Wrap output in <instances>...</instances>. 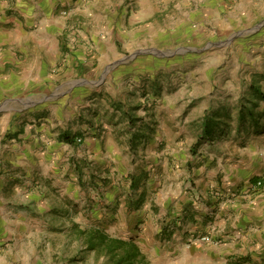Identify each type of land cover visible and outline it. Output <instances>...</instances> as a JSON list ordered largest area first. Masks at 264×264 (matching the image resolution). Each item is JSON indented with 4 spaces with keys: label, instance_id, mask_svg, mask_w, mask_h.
Listing matches in <instances>:
<instances>
[{
    "label": "rangeland",
    "instance_id": "obj_1",
    "mask_svg": "<svg viewBox=\"0 0 264 264\" xmlns=\"http://www.w3.org/2000/svg\"><path fill=\"white\" fill-rule=\"evenodd\" d=\"M218 8L63 0L55 63L0 84V264H117L102 233L136 264H264V16Z\"/></svg>",
    "mask_w": 264,
    "mask_h": 264
},
{
    "label": "crops",
    "instance_id": "obj_2",
    "mask_svg": "<svg viewBox=\"0 0 264 264\" xmlns=\"http://www.w3.org/2000/svg\"><path fill=\"white\" fill-rule=\"evenodd\" d=\"M192 1L197 7L199 1L203 0ZM62 2L63 0H0V77L1 75L6 77L10 73L9 79L6 77L2 81L0 78L1 85L7 86L13 77L20 81L25 72L29 75V80L33 77L38 80L42 72L41 66L48 67L55 63L56 53L64 44L60 35L63 34L65 23L56 15ZM66 2L70 3L71 0ZM212 2L219 7L213 13L216 17L215 23L222 22L229 27L233 22L239 23L245 18L258 19L264 16V0H212ZM241 44L264 45V30L256 29L255 32L247 33ZM29 55L31 60L24 65L21 58L24 56L25 59ZM73 57L76 59V65H79L81 59ZM20 64H23L22 69L15 72L14 67ZM3 71H6V74L2 73ZM51 145L54 143L49 144L47 150L43 152V157L54 153L55 149L52 151ZM65 147L69 148V145L66 144ZM58 154L56 152L54 156L57 157ZM40 155L36 150L30 160L32 169L43 171L44 174V169H50V166L44 163ZM16 199L18 195L14 196V200Z\"/></svg>",
    "mask_w": 264,
    "mask_h": 264
},
{
    "label": "trees",
    "instance_id": "obj_3",
    "mask_svg": "<svg viewBox=\"0 0 264 264\" xmlns=\"http://www.w3.org/2000/svg\"><path fill=\"white\" fill-rule=\"evenodd\" d=\"M250 114L252 115L253 118L254 113L252 112ZM210 126L211 125L207 123V127ZM253 126L258 127L259 124L254 123ZM64 138L66 141L71 142L69 135H66ZM98 244L107 245L110 252H117V253L119 252V259L117 261V264H136L137 257L141 253L139 246L132 239L125 240L121 238H113L105 233L100 234ZM94 245H97V243H94Z\"/></svg>",
    "mask_w": 264,
    "mask_h": 264
},
{
    "label": "built area",
    "instance_id": "obj_4",
    "mask_svg": "<svg viewBox=\"0 0 264 264\" xmlns=\"http://www.w3.org/2000/svg\"><path fill=\"white\" fill-rule=\"evenodd\" d=\"M80 140V139H79ZM261 184V182L259 181L258 183H257V185H260Z\"/></svg>",
    "mask_w": 264,
    "mask_h": 264
}]
</instances>
